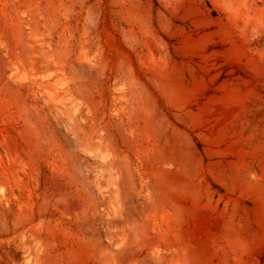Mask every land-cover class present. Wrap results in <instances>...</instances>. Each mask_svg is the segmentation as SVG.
I'll use <instances>...</instances> for the list:
<instances>
[{
    "label": "rangeland",
    "instance_id": "374dc122",
    "mask_svg": "<svg viewBox=\"0 0 264 264\" xmlns=\"http://www.w3.org/2000/svg\"><path fill=\"white\" fill-rule=\"evenodd\" d=\"M0 264H264V0H0Z\"/></svg>",
    "mask_w": 264,
    "mask_h": 264
},
{
    "label": "bare ground",
    "instance_id": "6f19581e",
    "mask_svg": "<svg viewBox=\"0 0 264 264\" xmlns=\"http://www.w3.org/2000/svg\"><path fill=\"white\" fill-rule=\"evenodd\" d=\"M244 131L243 129H240L238 131L233 132V136L237 137V141L239 142L240 145L244 144V138H243Z\"/></svg>",
    "mask_w": 264,
    "mask_h": 264
}]
</instances>
